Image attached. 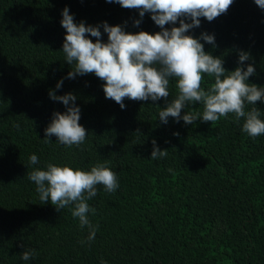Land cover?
<instances>
[{"label": "trees", "instance_id": "1", "mask_svg": "<svg viewBox=\"0 0 264 264\" xmlns=\"http://www.w3.org/2000/svg\"><path fill=\"white\" fill-rule=\"evenodd\" d=\"M65 7L77 24L161 31L150 13L137 27L138 10L106 0H0V264H264V135L248 136L244 118L231 113L214 123L185 125L170 117L163 124V99L126 98L121 109L105 98L104 82L94 74L67 79ZM203 32L216 43L201 41L205 51L221 57L228 71L239 66L240 50L248 52L245 70L248 64L256 69L249 83L264 87V10L254 0H234L226 14L212 22L201 18L188 34ZM176 83L170 80L169 99L177 95ZM212 83L205 74L202 88ZM49 90L77 96L79 123L88 131L81 145L45 138L53 113L66 111ZM252 107L264 120V102L245 110ZM187 111L202 113L203 106L189 105L182 115ZM153 139L167 156L151 159ZM49 163L85 171L106 163L116 173V191L97 186L86 201L95 209L88 213L97 226L94 240L84 242L89 231L72 216L74 205L58 212L41 203L28 173ZM24 250L36 255L25 261Z\"/></svg>", "mask_w": 264, "mask_h": 264}, {"label": "clouds", "instance_id": "2", "mask_svg": "<svg viewBox=\"0 0 264 264\" xmlns=\"http://www.w3.org/2000/svg\"><path fill=\"white\" fill-rule=\"evenodd\" d=\"M106 2L138 10L140 19L134 21L137 27L145 14L150 13L161 31L155 34L146 31L130 33L122 25L111 26L107 22L96 26L86 25L84 21L77 24L74 15L65 7L61 26L66 30V35L61 51L65 62L71 66L67 79L94 74L104 82L105 98L115 101L121 109L126 107V98L144 102L163 99L165 106L158 114L163 124H167L170 117L177 123L183 120L185 125H192L198 120L214 123L231 113L236 120L244 118L242 130L248 136L255 139L264 135L261 111L257 107L245 110L246 105L264 102V87L249 83V77L256 74L254 64H248L246 70L244 67L251 58L250 54L240 50L239 66L234 71H228L224 67V60L206 52L201 43L204 41L215 47L214 34L203 32L198 38L188 34L201 26V18L212 22L226 14L234 0ZM254 3L264 10V0H254ZM177 22L179 26H176ZM101 27L107 33L106 42L102 39ZM89 34L96 38L95 42L89 38ZM205 74L214 77V83L207 90L201 86ZM173 78L177 80L178 92L175 98L169 99V83ZM62 85L63 79L57 83L56 89ZM49 95L53 101L61 102L66 111L53 113L51 122L45 128V138L55 136L56 141L69 147L81 145L88 131L79 123L81 109L76 104L77 96L73 93L57 95L56 90H49ZM197 103L203 106L202 113L187 111L182 115L184 109ZM152 145L151 159L167 156V149L161 150L155 139ZM30 163H38L35 154L30 156ZM28 179L35 183L42 204L50 202L58 212L74 205L72 216L79 218L81 229L87 226L89 231L85 243L94 240L97 231V226L92 225L88 217L90 211L95 214V209H90L86 201L97 195V186H103L104 191L109 193L119 186L116 173L106 163L97 164L90 171L49 163L46 170L29 172ZM20 246L24 248L22 243ZM35 255V250H24L21 259L28 261Z\"/></svg>", "mask_w": 264, "mask_h": 264}]
</instances>
